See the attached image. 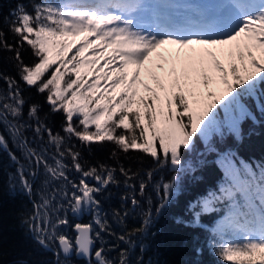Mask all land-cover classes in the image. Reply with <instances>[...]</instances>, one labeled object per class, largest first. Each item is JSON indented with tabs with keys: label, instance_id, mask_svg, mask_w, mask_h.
Segmentation results:
<instances>
[{
	"label": "snow or ice",
	"instance_id": "1",
	"mask_svg": "<svg viewBox=\"0 0 264 264\" xmlns=\"http://www.w3.org/2000/svg\"><path fill=\"white\" fill-rule=\"evenodd\" d=\"M10 16V20L4 18L8 30L19 37L21 46L26 43L30 47L34 61L24 64L20 51L6 42L3 31H0V41H4L5 49L15 52L20 81L45 95L50 111L62 115L61 127L67 134L66 140L59 133H52L45 120L40 118L41 105L37 103L31 104L28 119L24 120L27 102L19 84L14 78L0 74V79L8 85L7 95L0 96V125L7 133V137L0 134V149L7 151L9 158L19 165V158L8 148L10 137L29 163V176L35 177L41 168L45 175L41 187L36 190L40 199L31 200L33 212L24 223L28 224L41 247L53 251L54 264H73L74 255L85 258L87 264H130L128 250L119 253L118 261L109 260L103 246L94 252L93 261L92 224L74 226L78 233L75 244L58 233V227L68 223L67 212L71 211L73 215L87 213L93 215L99 228L96 239H99L101 232L109 230V223L103 218L107 213H102L97 197L110 184L118 183L114 170L104 165L99 170L97 167L86 170L80 163L79 152L73 150L74 146H65L67 141L74 137L85 147L88 146L86 142L109 141L125 153L139 149L148 157L156 158L160 168L169 158L173 164L178 163L179 150L190 139L189 129L200 122L216 98L209 92L211 103L196 115L177 84V91L170 93L163 108H159L157 92L145 87L143 90L150 95L140 96L134 87L141 75L139 69L157 49L173 45L177 50L172 53L175 64L187 85L191 74L202 69L207 58L214 55L207 51L209 47L230 45L243 36L244 51L236 54L241 61L240 69L233 64L230 68L233 83L229 84L227 73L223 83L231 91L254 73L264 81V60L258 61L253 55L259 50L264 57V0H197L194 3L190 0H69L59 5L33 3L32 11L20 3ZM78 36L85 37L78 45L69 42V37ZM193 45L202 47L194 48ZM245 53L247 64L244 63ZM228 55L231 56V52ZM131 66L136 70L129 79L127 70ZM215 68L224 72L219 63H215ZM176 71L174 68L169 75H175ZM240 71L246 75L241 76ZM89 76L91 79L86 78ZM204 83L207 88V77ZM160 88L163 90V85ZM161 120L169 126L165 131L158 128ZM29 130L33 131V142L43 141L47 132L46 146L42 145L40 150L31 147L29 137L25 135ZM157 139L158 148L154 143ZM49 147H54L55 151L50 152ZM68 157L72 168L66 163ZM73 169L81 174L78 182L69 180L68 173ZM25 171L19 166L17 176L22 190L31 199L33 184L24 175ZM120 171L126 177L125 187L133 188L127 182L131 177L123 167ZM162 187V198L166 199L167 185ZM139 188L143 195L145 183L141 182ZM125 199L128 197H121V200ZM131 204L136 208L139 201L133 196ZM213 210L207 202L205 206L193 205L190 209L194 220L201 212ZM147 214L150 215V210ZM127 215V211L113 212L121 224ZM136 231L139 230L127 231L118 239L130 248ZM219 258L230 264H264V238L225 246ZM141 259L138 257L136 264H140Z\"/></svg>",
	"mask_w": 264,
	"mask_h": 264
},
{
	"label": "trees",
	"instance_id": "2",
	"mask_svg": "<svg viewBox=\"0 0 264 264\" xmlns=\"http://www.w3.org/2000/svg\"><path fill=\"white\" fill-rule=\"evenodd\" d=\"M40 2L53 0H0V31L5 33L4 39L8 44L18 48L24 64H31L35 58L30 47L26 43L21 46L19 37L8 30L4 18L11 19L10 13L17 4L23 3L32 11V4ZM3 43L4 41H0V74L14 78L19 84L27 102L24 120L28 119L27 111L31 104L37 103L41 105L40 118L45 120L52 133H59L67 140V134L61 127L62 115L50 111L49 105L45 103V95L38 94L34 88L20 81L15 52L5 49ZM241 51H244L243 47L238 48L235 55L231 53L229 56L228 49L219 48L217 57L207 58L203 68L191 74L187 85L183 75L178 74L182 83L179 84V89L183 90L196 115L211 103L208 93L213 92L212 87L216 83H220L225 90L212 93L216 101L203 113L200 122L189 129L191 144L181 146L178 163L173 164L169 158L164 162V167L160 168L156 164V158L148 157L139 149H130L125 153L109 141L86 142L87 147L74 137L67 141L65 146H74L73 150L79 152L80 163L86 170L91 167L99 170L104 165L114 170V178L118 183L110 184L97 197L101 202L102 213H107L103 218L109 223V230L101 232L99 239H96L99 228L95 225L92 214H84L77 220L70 215V211L67 212L68 223L59 226L58 233L65 235L73 243L74 226L78 223L92 224L94 252L103 246L106 257L118 261L119 253L128 250L130 264H136L138 257H142L140 264H229L219 258L222 251L220 240L224 235L214 229L216 219L229 211L237 224H246L248 218L257 215L261 220L264 219V81L254 73L244 84L231 91L223 83L225 73L229 84L233 83L230 68L235 64L240 69L241 61L236 54ZM253 55L258 61L264 60L259 50L254 51ZM215 63H219L224 72L217 71ZM244 63H249L246 53ZM239 74L246 75L243 71ZM173 76L161 73V80L171 85L178 78L177 75ZM205 77L209 79L207 88ZM157 88L153 90L157 92ZM7 89L5 80L0 79V96H6ZM199 90L204 97L200 104ZM172 92L174 91L169 94ZM149 95L148 92L141 94L145 97ZM164 103L159 100L157 106L163 108ZM184 120L187 121V116ZM160 124L166 125L162 120ZM160 124L158 128L161 131L169 127H162ZM0 134L7 137L2 125ZM25 135L29 137L31 147L40 150L42 145L46 146L47 132L44 133L43 141L33 142L32 130ZM154 143L158 148L159 140ZM8 148L19 158V165L9 158L7 151L0 149V264H54L56 257L53 251H46L41 247L29 231L28 224L24 223L33 212L31 200L40 199L36 190L45 180L44 170L39 169L35 177L29 176V163L24 159V154L13 145L10 137ZM49 151L54 152L55 148L49 147ZM160 157L163 158L162 153ZM66 163L72 168L70 157L66 159ZM19 166L26 169L24 175L32 181L34 191L31 199L21 188L17 176ZM121 167L131 177L127 182L133 188L125 187L126 177L121 174ZM68 176L69 180L78 182L81 174L73 169ZM141 182L146 185L143 195L139 188ZM13 184L15 187H12ZM165 184L166 199L162 198V186ZM122 196H127L128 199L121 200ZM133 196L139 201L136 208L131 204ZM205 197H211L210 207L214 210L201 212L194 220L190 209L193 205L202 207L201 200ZM148 210L150 215L147 214ZM114 211L128 212L123 224L113 216ZM130 230L139 231L132 235V245L129 248L118 237ZM72 262L87 264V261L74 256Z\"/></svg>",
	"mask_w": 264,
	"mask_h": 264
},
{
	"label": "rangeland",
	"instance_id": "3",
	"mask_svg": "<svg viewBox=\"0 0 264 264\" xmlns=\"http://www.w3.org/2000/svg\"><path fill=\"white\" fill-rule=\"evenodd\" d=\"M69 0H53V4H62L67 3ZM62 2V3H61ZM190 2H197V0H190ZM85 37L78 36L75 38L69 37L68 40L70 43H74L78 45ZM88 39L92 40L93 37H88ZM194 48H200L202 46L193 45ZM224 47V49H228L229 52H231L233 55H235V51L238 48L243 47V36L241 38H238L237 41L233 42L230 45H223V46H211L207 49V51L212 52L214 55L212 57H208L211 59H214L217 57L218 49ZM91 49H89V52ZM106 52L110 50H105ZM174 51H177L175 49V46L173 45H165L160 49H157L152 56L150 57V60L147 62V64L139 69L141 75L139 77V82L134 87L138 90V94L141 96L142 93H145L143 90L145 87L147 88H157V94L160 97V100L162 103H164V100L168 96L169 92L177 90L176 85L181 84V77L178 76L180 72L179 66L175 64V57L172 55ZM71 55V53H69ZM91 58V57H89ZM162 66V67H161ZM176 68V74L177 75V81L172 83H166L161 80V73H165L166 76H173L169 75V73L172 72V70ZM135 67L131 66L129 67L128 71V78L131 79V75L133 71H135ZM82 71H84L82 69ZM174 77V76H173ZM87 79H91V76L86 77ZM173 79V78H172ZM103 81H101V84L103 85ZM160 85H163V90H161ZM213 94L217 92H225L224 87L220 83H216L213 87ZM201 90H199V98L201 99L198 104L201 103V101L204 100L203 93H201ZM227 92V91H226ZM226 116V115H225ZM228 117V116H226ZM160 124V123H159ZM162 127H168V125H162ZM191 144V137L188 140L186 146H190ZM210 200L211 197H205L201 200V205L205 206L207 202V206L210 207ZM233 214L227 212L215 221L214 229L219 233L224 235L220 240V246L223 249L225 246L228 245H235V244H242L246 240L251 241H258L260 238H264V219L261 220V218L255 216L254 218H248L247 223L245 224H237L235 220L232 218ZM223 222V223H222ZM248 224V225H247ZM230 264V262H228Z\"/></svg>",
	"mask_w": 264,
	"mask_h": 264
},
{
	"label": "water",
	"instance_id": "4",
	"mask_svg": "<svg viewBox=\"0 0 264 264\" xmlns=\"http://www.w3.org/2000/svg\"><path fill=\"white\" fill-rule=\"evenodd\" d=\"M87 214V213H86ZM70 215L71 216H73V217H75L77 220H80L81 218H82V216L84 215H73L72 213H71V211H70ZM85 225V224H84ZM73 231H74V234H75V237L78 235V233L75 231V228L73 229ZM90 235H91V233H90ZM73 244H75V239H74V242H73ZM91 247V250H92V252H93V260H94V247H95V245L93 244L92 246H90ZM74 257L76 258V259H83V260H85V261H87L85 258H83V257H76L75 255H74Z\"/></svg>",
	"mask_w": 264,
	"mask_h": 264
},
{
	"label": "bare ground",
	"instance_id": "5",
	"mask_svg": "<svg viewBox=\"0 0 264 264\" xmlns=\"http://www.w3.org/2000/svg\"><path fill=\"white\" fill-rule=\"evenodd\" d=\"M67 2H69V1H67ZM62 3V2H61ZM66 3V2H65ZM62 4H64V3H62ZM94 38V37H93ZM78 224H81V223H78ZM74 232V231H73Z\"/></svg>",
	"mask_w": 264,
	"mask_h": 264
}]
</instances>
